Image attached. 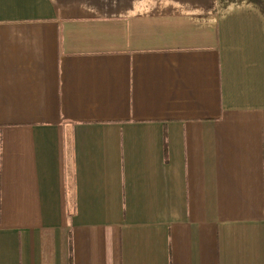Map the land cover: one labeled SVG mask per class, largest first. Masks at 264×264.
Segmentation results:
<instances>
[{
  "label": "crops",
  "instance_id": "obj_1",
  "mask_svg": "<svg viewBox=\"0 0 264 264\" xmlns=\"http://www.w3.org/2000/svg\"><path fill=\"white\" fill-rule=\"evenodd\" d=\"M0 264H264V0H0Z\"/></svg>",
  "mask_w": 264,
  "mask_h": 264
}]
</instances>
